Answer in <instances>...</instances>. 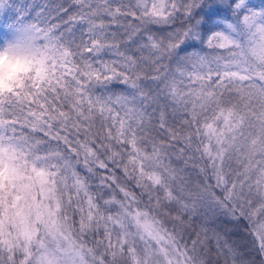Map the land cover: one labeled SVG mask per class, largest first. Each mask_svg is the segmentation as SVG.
<instances>
[{
	"label": "clouds",
	"instance_id": "obj_1",
	"mask_svg": "<svg viewBox=\"0 0 264 264\" xmlns=\"http://www.w3.org/2000/svg\"><path fill=\"white\" fill-rule=\"evenodd\" d=\"M0 264H264V0H0Z\"/></svg>",
	"mask_w": 264,
	"mask_h": 264
}]
</instances>
